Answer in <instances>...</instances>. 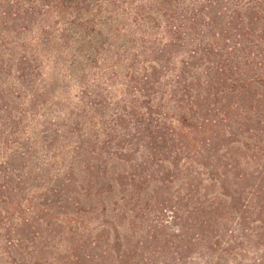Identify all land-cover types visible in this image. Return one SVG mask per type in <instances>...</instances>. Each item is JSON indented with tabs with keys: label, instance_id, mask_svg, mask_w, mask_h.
Wrapping results in <instances>:
<instances>
[{
	"label": "rangeland",
	"instance_id": "1",
	"mask_svg": "<svg viewBox=\"0 0 264 264\" xmlns=\"http://www.w3.org/2000/svg\"><path fill=\"white\" fill-rule=\"evenodd\" d=\"M100 1L96 29L77 23L80 33L39 58L20 94L7 93L19 104L0 154V234L22 218L27 238L48 222L56 234L103 230L107 244L119 236L130 264H264V86L251 78L234 92H213L205 112L216 139L192 161L172 159L170 145L153 150L134 67L156 57L141 54L149 45L132 32L129 1Z\"/></svg>",
	"mask_w": 264,
	"mask_h": 264
},
{
	"label": "trees",
	"instance_id": "2",
	"mask_svg": "<svg viewBox=\"0 0 264 264\" xmlns=\"http://www.w3.org/2000/svg\"><path fill=\"white\" fill-rule=\"evenodd\" d=\"M128 1L137 29L132 32H139L149 45L140 46L141 54L150 61L156 57L134 67L140 72L134 88L143 95L142 107L147 110V117L141 114L142 127L152 133L153 150L164 153L170 145L172 159L185 154L192 161L201 144L212 147L216 139V120L205 112L216 96L213 92L220 88L234 92L251 78L264 86V0ZM101 3L0 0V154L7 151L12 104H19L18 96L8 98L7 93L20 94L25 79L41 69L39 58L49 56L58 41H68V34L80 33L75 31L77 23L84 30L96 29L92 20L102 13ZM128 9L123 10L126 15ZM154 35L161 39L154 40ZM132 43L126 40L124 46ZM168 47L173 50L168 52ZM173 121L193 128L177 131ZM20 220L14 231L6 226L0 234V264H130L128 252L120 250L119 236L107 244L103 230L93 237L75 236L72 230L56 234V225L48 222L38 237L27 238L22 234L27 222Z\"/></svg>",
	"mask_w": 264,
	"mask_h": 264
}]
</instances>
